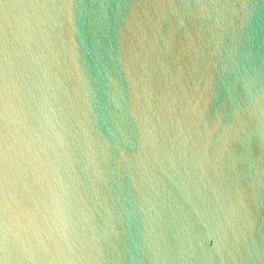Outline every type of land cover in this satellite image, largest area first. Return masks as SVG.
I'll return each instance as SVG.
<instances>
[{
    "label": "water",
    "instance_id": "water-1",
    "mask_svg": "<svg viewBox=\"0 0 264 264\" xmlns=\"http://www.w3.org/2000/svg\"><path fill=\"white\" fill-rule=\"evenodd\" d=\"M0 264H264V0H0Z\"/></svg>",
    "mask_w": 264,
    "mask_h": 264
}]
</instances>
